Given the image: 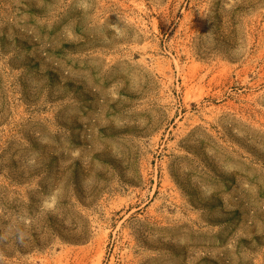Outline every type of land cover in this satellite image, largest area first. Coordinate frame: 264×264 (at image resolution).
<instances>
[{
  "label": "rangeland",
  "instance_id": "1",
  "mask_svg": "<svg viewBox=\"0 0 264 264\" xmlns=\"http://www.w3.org/2000/svg\"><path fill=\"white\" fill-rule=\"evenodd\" d=\"M0 264H264V0H0Z\"/></svg>",
  "mask_w": 264,
  "mask_h": 264
}]
</instances>
